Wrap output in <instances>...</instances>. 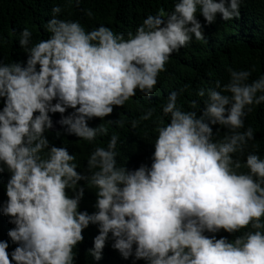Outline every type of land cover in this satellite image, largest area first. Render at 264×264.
Segmentation results:
<instances>
[{
	"label": "clouds",
	"instance_id": "clouds-1",
	"mask_svg": "<svg viewBox=\"0 0 264 264\" xmlns=\"http://www.w3.org/2000/svg\"><path fill=\"white\" fill-rule=\"evenodd\" d=\"M239 8L240 0H176L170 13L148 15L125 39L103 25L86 32L78 21L57 19V5L43 26L46 40L32 44V33L20 31L23 66L0 63V172L9 173L0 211L14 225L7 237L17 245L9 254L0 241V264H74L73 249L90 224L98 228L89 250L95 260L110 240L133 264H264V159L248 153V171H238L253 140L251 128L240 129L264 102V74L249 83V70L229 69L223 86L197 91L207 94L199 116L177 104L183 89L171 91L161 109L169 122L155 129L150 166L118 167L113 134L106 148L90 153L87 174H78L74 155L45 138L49 113H60L65 132L84 141L105 134L86 121L102 120L137 91L150 95L171 54L204 40L197 14L206 24L217 14L229 21ZM209 125L225 135L214 140ZM85 187L95 189L92 214L78 210ZM249 227L234 240L215 236Z\"/></svg>",
	"mask_w": 264,
	"mask_h": 264
},
{
	"label": "trees",
	"instance_id": "trees-1",
	"mask_svg": "<svg viewBox=\"0 0 264 264\" xmlns=\"http://www.w3.org/2000/svg\"><path fill=\"white\" fill-rule=\"evenodd\" d=\"M175 2L176 0H80L77 5L75 0H0V63L21 62L23 66L27 54L18 43L20 31L27 28L32 33V44L46 40L50 33L43 26L52 18L53 6L61 7V11L56 14L59 20L78 21L86 32L103 25L114 34H123L127 39V33H135L148 15H155L158 11L166 15L172 11ZM89 11L92 13L90 17L86 15ZM197 20L201 24L204 40L193 38L178 53L171 54L165 70L158 74L157 83L150 95L144 96L137 91L123 106H113L112 112L102 120L93 117L86 121L90 128L99 125L104 127L105 134H98L92 142H88L66 133V126H61L56 132H45L50 146L65 147L70 155H74L73 163L77 166L75 170L78 174H87L86 163L90 153L96 147L106 148L113 134L117 136L114 150L118 167L125 166L128 170H135L142 163L150 166L154 151L152 144L157 136L155 129L158 124L163 126L169 122L161 109L171 91L183 89L177 104L182 111H196L199 116L203 112V101L207 94L205 97H198L197 91L212 87L216 81L223 86L229 80V69L249 70V83L264 74V0H240L239 17H233L229 21L222 20L219 14L212 23L206 24L199 14ZM3 106V98H0V109ZM150 108L153 110L152 116L147 120L142 119ZM72 111L73 109L68 108L63 115ZM49 116L51 120L61 118L60 113H49ZM133 121L136 123L135 128H132ZM209 126L214 140L225 135L226 129L222 127L216 133L219 125ZM247 128L252 129L253 140L248 141L244 154L239 156L242 166L238 171L244 173L248 171L243 167L248 153L264 159V102L253 106L252 111L244 117V127L240 131ZM8 178L6 170L0 172V209L7 199L4 185ZM78 184L84 187L83 181ZM68 194L72 195L71 191ZM96 198L95 189L85 187L78 210L92 214L96 211ZM8 221L9 217L0 211V241L8 242L6 251L10 254L17 245L7 237V232L14 227ZM248 230H251L250 227L232 234L221 230L215 236L217 239L223 236L234 240ZM96 235L98 228L95 225L90 224L82 231L83 239L73 249L74 264H133L132 257L124 259L111 247L110 240L105 242L101 258L95 260L89 250L93 248ZM9 259L11 260L10 255ZM135 264L145 262L137 260Z\"/></svg>",
	"mask_w": 264,
	"mask_h": 264
},
{
	"label": "water",
	"instance_id": "water-1",
	"mask_svg": "<svg viewBox=\"0 0 264 264\" xmlns=\"http://www.w3.org/2000/svg\"><path fill=\"white\" fill-rule=\"evenodd\" d=\"M59 120L58 118L52 120V127L48 129L49 132H56L61 128V125L58 123Z\"/></svg>",
	"mask_w": 264,
	"mask_h": 264
}]
</instances>
